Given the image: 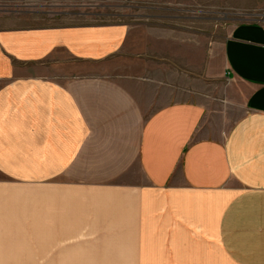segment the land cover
Returning a JSON list of instances; mask_svg holds the SVG:
<instances>
[{
  "label": "crops",
  "instance_id": "0c3cea01",
  "mask_svg": "<svg viewBox=\"0 0 264 264\" xmlns=\"http://www.w3.org/2000/svg\"><path fill=\"white\" fill-rule=\"evenodd\" d=\"M184 1L0 0V253L264 264V24Z\"/></svg>",
  "mask_w": 264,
  "mask_h": 264
},
{
  "label": "rangeland",
  "instance_id": "374dc122",
  "mask_svg": "<svg viewBox=\"0 0 264 264\" xmlns=\"http://www.w3.org/2000/svg\"><path fill=\"white\" fill-rule=\"evenodd\" d=\"M184 2L178 3L183 5L184 15L193 16V21L187 19L185 24L197 27L201 35V45L212 40L219 43L230 27L242 21L264 24V0H194L191 4ZM187 10H192V12H186ZM98 20L108 19L99 18ZM63 21V19H44L43 22L56 24ZM27 22L32 24L31 20ZM89 67L94 66L90 65ZM227 101L232 102L228 108V117L231 122H234L242 115V99L236 98L232 93V97ZM70 254L75 257L63 258V255H67L66 253H30V251L0 253V264H48L49 260L52 261V264H61L63 260L69 261L70 264H80L79 253ZM117 254L119 255V264H129L128 253H88V255H95L93 261L103 264H106V261H111V258H105V255L110 257ZM111 264H115V261L114 263L111 261Z\"/></svg>",
  "mask_w": 264,
  "mask_h": 264
}]
</instances>
